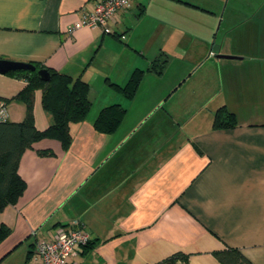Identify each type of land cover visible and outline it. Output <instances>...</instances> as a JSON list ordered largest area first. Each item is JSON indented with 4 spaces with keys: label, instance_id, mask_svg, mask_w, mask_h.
Returning a JSON list of instances; mask_svg holds the SVG:
<instances>
[{
    "label": "crops",
    "instance_id": "crops-1",
    "mask_svg": "<svg viewBox=\"0 0 264 264\" xmlns=\"http://www.w3.org/2000/svg\"><path fill=\"white\" fill-rule=\"evenodd\" d=\"M96 2L0 0V60L81 78L91 100L67 150L44 139L22 153L26 187L0 211L10 229L0 264H40L36 244L74 220L91 239L69 264H163L175 253L220 264L212 252L227 247L264 264V0H131L111 33L70 35ZM156 59L160 72L149 70ZM135 69L144 74L128 99L110 84ZM25 86L0 74V100ZM112 104L126 113L108 135L93 124ZM221 107L234 127H214ZM7 113L21 122L26 107L7 102ZM33 119L38 130L52 123L41 90Z\"/></svg>",
    "mask_w": 264,
    "mask_h": 264
},
{
    "label": "trees",
    "instance_id": "trees-1",
    "mask_svg": "<svg viewBox=\"0 0 264 264\" xmlns=\"http://www.w3.org/2000/svg\"><path fill=\"white\" fill-rule=\"evenodd\" d=\"M154 60L149 70L160 72L166 63L162 59ZM37 69L43 68L33 64ZM50 73L49 82L39 80L36 72H9L17 78H23L26 86L7 102H21L26 107L25 117L21 122L0 121V211L8 205H13L25 191V182L18 173V164L22 153L32 149L34 145L44 139L56 140L63 150H67L72 141L71 125L85 120L90 108V87L81 78L47 69ZM144 71L135 69L124 86L110 84L117 92L128 99L133 98L143 78ZM41 90L43 109L50 114L52 123L44 130L35 127L33 119L34 92ZM126 110L119 104H112L102 108L95 121L94 128L104 134L113 133L121 124ZM236 119L233 113L221 107L215 114L214 127H234ZM40 155L52 154L48 150L37 151ZM10 229L0 225V243L9 235ZM90 243V242H89ZM89 245V244H88ZM87 245V246H88ZM212 255L220 264H252L238 249L224 248L213 251ZM187 256L175 253L163 264H187Z\"/></svg>",
    "mask_w": 264,
    "mask_h": 264
},
{
    "label": "built area",
    "instance_id": "built-area-1",
    "mask_svg": "<svg viewBox=\"0 0 264 264\" xmlns=\"http://www.w3.org/2000/svg\"><path fill=\"white\" fill-rule=\"evenodd\" d=\"M131 0H97L91 12H84L68 29L73 35L80 29L100 28L104 33H111L109 21L121 10L126 9ZM124 39V36L121 37ZM212 54V53H211ZM8 120L7 106L0 100V121ZM91 234L81 222L74 220L68 225L59 227L52 239L36 244L35 254L40 258V264H69L76 256L78 246L89 244Z\"/></svg>",
    "mask_w": 264,
    "mask_h": 264
},
{
    "label": "water",
    "instance_id": "water-1",
    "mask_svg": "<svg viewBox=\"0 0 264 264\" xmlns=\"http://www.w3.org/2000/svg\"><path fill=\"white\" fill-rule=\"evenodd\" d=\"M221 58H235L232 56H220ZM15 71L36 72L40 81L49 82L50 73L47 68L37 69L32 63L12 62L0 60V74H7Z\"/></svg>",
    "mask_w": 264,
    "mask_h": 264
}]
</instances>
